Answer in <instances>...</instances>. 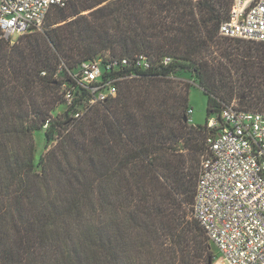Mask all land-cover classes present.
Returning a JSON list of instances; mask_svg holds the SVG:
<instances>
[{"label": "trees", "instance_id": "16d2710c", "mask_svg": "<svg viewBox=\"0 0 264 264\" xmlns=\"http://www.w3.org/2000/svg\"><path fill=\"white\" fill-rule=\"evenodd\" d=\"M230 7L231 0H69L50 9L44 30L1 41L0 255H11L13 231L25 256L123 264L130 229L155 243V259L136 264H212L204 232L183 207L192 212L208 132L184 121L189 85L170 77L179 67L195 76L207 119L233 101L264 114V43L219 35ZM139 53L151 58V71L81 119L66 109L64 121L55 120L67 70ZM40 130L50 144L35 163Z\"/></svg>", "mask_w": 264, "mask_h": 264}, {"label": "built area", "instance_id": "2783aa9c", "mask_svg": "<svg viewBox=\"0 0 264 264\" xmlns=\"http://www.w3.org/2000/svg\"><path fill=\"white\" fill-rule=\"evenodd\" d=\"M68 1L0 0V43L13 45L17 42L11 41L13 35L19 39L40 30L50 9L63 8ZM219 35L264 43V0H231ZM169 62L163 58L160 64ZM153 66L143 53L131 58L106 54L81 62L61 78L59 89L68 114L81 119L91 108L116 98L121 84ZM61 72L62 66L54 77ZM191 113L186 110L187 122ZM205 126L206 150L199 164L192 216L225 264H264V114L239 109L233 101L211 114Z\"/></svg>", "mask_w": 264, "mask_h": 264}, {"label": "rangeland", "instance_id": "374dc122", "mask_svg": "<svg viewBox=\"0 0 264 264\" xmlns=\"http://www.w3.org/2000/svg\"><path fill=\"white\" fill-rule=\"evenodd\" d=\"M54 11L50 10L48 12V15L44 21L43 28L40 30H33L34 32L42 31L46 28V25L53 17ZM11 41L16 42L18 40V37L16 35H13L11 38ZM241 43H245L240 41ZM172 80L178 81L181 83H185L189 85V98H188V106L187 109H191L192 113L189 117V122L187 124L189 126H196V127H203L206 124L207 116H206V102L207 97L205 96L203 90L198 85V80L195 78V76L188 70L183 68H177L171 75ZM138 79H134L132 81L136 82ZM129 82V81H128ZM131 82V81H130ZM181 86V84H180ZM62 101V100H61ZM66 111V105L61 102L58 104V106L54 109L53 117L55 120L58 121H64L65 119V112ZM71 125H69L66 130H70ZM54 138L57 134V130H54L53 132ZM34 161L37 163L40 159V157L44 154L46 150V146L48 148L50 143H46L44 132L42 130L37 131L34 135ZM201 156L198 158V166L200 164ZM39 170V169H37ZM184 209H186L187 217L189 220L193 219L192 212L189 210V206H184ZM122 241V249H121V261L123 264H136V262H148L155 259V247L154 242H148L143 243L140 235L138 232H135L130 229H125ZM8 236H11V239L14 238V232L10 231L8 233ZM7 241L8 243L5 245L6 248H9L11 255L8 256V258L0 255V264H74L70 259L67 258H59L55 255H52L49 257L47 256H25L22 254V252L19 250L17 252L16 245H12V241ZM139 239V240H138ZM206 243L209 246V252L212 255V264H225L222 260V257L217 253L214 246H212L208 240L206 239ZM85 248L87 249L84 251V253L87 255L88 246L86 245ZM89 252V251H88ZM144 256V259H142ZM7 260L6 262H4ZM87 260H84L83 264H92V263H86ZM147 264V263H146Z\"/></svg>", "mask_w": 264, "mask_h": 264}, {"label": "water", "instance_id": "95a60500", "mask_svg": "<svg viewBox=\"0 0 264 264\" xmlns=\"http://www.w3.org/2000/svg\"><path fill=\"white\" fill-rule=\"evenodd\" d=\"M184 121L187 122V117H184Z\"/></svg>", "mask_w": 264, "mask_h": 264}]
</instances>
